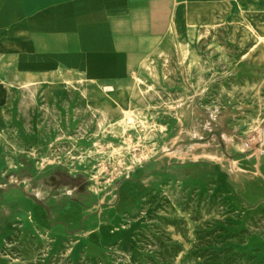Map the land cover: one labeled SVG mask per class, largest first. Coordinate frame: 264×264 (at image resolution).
I'll return each mask as SVG.
<instances>
[{
    "label": "rangeland",
    "instance_id": "rangeland-1",
    "mask_svg": "<svg viewBox=\"0 0 264 264\" xmlns=\"http://www.w3.org/2000/svg\"><path fill=\"white\" fill-rule=\"evenodd\" d=\"M204 40L196 52L178 48L175 56L160 55L161 63L149 78L135 80L130 107L109 111L71 106L61 113L57 157L40 160L33 152L27 160L29 191L48 190L45 177L58 165L72 176L84 174L91 193L86 204L95 197L98 201L59 243L43 241L45 233L39 231L17 232L16 242L2 245L8 264H264V34L237 24L212 33L205 29ZM190 106L204 109L205 119L211 113L224 121L219 127L209 124L219 136L205 137L203 149L195 152L186 136L194 128L173 123ZM169 155L172 181L185 175L170 185V210L143 199L134 204L118 199L117 184L127 171L146 168L155 159L163 168ZM200 155L205 157L192 160ZM240 156L258 162L249 175L256 174L245 182V194L254 205L236 199L238 205L228 208L206 188L185 189L187 182L208 186L216 174L229 184L224 175L227 169L237 173ZM92 216L96 218L88 224ZM86 248L103 256L93 254L88 261L82 254L68 255V250L82 253Z\"/></svg>",
    "mask_w": 264,
    "mask_h": 264
},
{
    "label": "crops",
    "instance_id": "crops-1",
    "mask_svg": "<svg viewBox=\"0 0 264 264\" xmlns=\"http://www.w3.org/2000/svg\"><path fill=\"white\" fill-rule=\"evenodd\" d=\"M237 24L264 34V0H0V263L8 264L2 245L16 242L17 232L39 231L45 233L43 241L59 243L98 201L95 197L90 204L81 203L68 187L33 189L41 196L29 191L27 160L34 152L35 158L52 161L61 113L71 106L109 111L130 107L135 80L147 79L161 63L160 55L175 56L178 48L196 52L204 45L205 29L212 33ZM185 108L180 112L186 114L173 123L194 128L186 136L195 152L203 149L205 137L219 136L209 124L219 127L224 121L211 113L205 119L204 109L197 106ZM169 156L163 168L155 159L146 168L127 171L117 184L118 199L129 204L143 199L170 210L173 201L167 192L185 175L172 181ZM254 159L240 156L237 173L227 169L224 175L229 184L216 174L208 186L187 182L185 189L206 188L228 208L238 205L236 199L254 205L245 194V182L256 174L249 175L256 171ZM89 249L68 250V255L82 254L88 261L93 254L102 255Z\"/></svg>",
    "mask_w": 264,
    "mask_h": 264
},
{
    "label": "trees",
    "instance_id": "trees-1",
    "mask_svg": "<svg viewBox=\"0 0 264 264\" xmlns=\"http://www.w3.org/2000/svg\"><path fill=\"white\" fill-rule=\"evenodd\" d=\"M45 183L51 190L62 187L75 189V196L81 203L86 202V199L91 196V193L87 190L89 181L82 173H77L76 175L72 176L65 170L57 167L51 172L47 173L45 177Z\"/></svg>",
    "mask_w": 264,
    "mask_h": 264
},
{
    "label": "bare ground",
    "instance_id": "bare-ground-1",
    "mask_svg": "<svg viewBox=\"0 0 264 264\" xmlns=\"http://www.w3.org/2000/svg\"><path fill=\"white\" fill-rule=\"evenodd\" d=\"M97 189V188H96ZM250 189V188H249ZM96 191V190H95ZM34 192L38 195V196H41L42 195V192L40 190H34ZM99 222V221H98Z\"/></svg>",
    "mask_w": 264,
    "mask_h": 264
}]
</instances>
